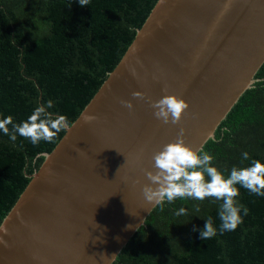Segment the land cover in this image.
I'll return each mask as SVG.
<instances>
[{"label":"water","instance_id":"95a60500","mask_svg":"<svg viewBox=\"0 0 264 264\" xmlns=\"http://www.w3.org/2000/svg\"><path fill=\"white\" fill-rule=\"evenodd\" d=\"M263 63L264 0H157L2 220L0 264H113L156 207L153 155L181 128L193 150L214 139ZM164 95L189 106L178 125L153 115Z\"/></svg>","mask_w":264,"mask_h":264},{"label":"trees","instance_id":"16d2710c","mask_svg":"<svg viewBox=\"0 0 264 264\" xmlns=\"http://www.w3.org/2000/svg\"><path fill=\"white\" fill-rule=\"evenodd\" d=\"M157 0H0V120L26 121L33 110L77 119L118 64ZM203 151L225 178L231 169L264 163V63ZM259 81V83H256ZM11 132L12 126L8 125ZM227 130V131H225ZM33 145L0 131V224L64 135ZM247 152L248 160L242 154ZM207 179V177H206ZM240 215L235 231L220 232L222 201L176 198L156 205L113 264H264V196L236 186ZM180 208L185 215L177 216ZM211 217L216 235L200 239ZM195 229V231H194Z\"/></svg>","mask_w":264,"mask_h":264},{"label":"clouds","instance_id":"9594fccd","mask_svg":"<svg viewBox=\"0 0 264 264\" xmlns=\"http://www.w3.org/2000/svg\"><path fill=\"white\" fill-rule=\"evenodd\" d=\"M80 7H86L89 0H78ZM133 75L135 72L133 70ZM259 83V81H256ZM133 98L143 99V94L133 92ZM121 104L131 110L133 105L128 101ZM53 107V101L48 100L46 105L37 106L26 121L14 124L13 118L8 116L0 120V131L9 136L13 142L20 137L29 139L35 146L41 141L51 143L61 130L69 128L67 117L59 115L53 117L46 109ZM153 115L164 124L178 125L183 113L188 109V104L173 95H164L158 101L151 103ZM83 119L89 122L95 117L85 115ZM8 125L12 126L11 132ZM227 131V130H225ZM184 129L181 128L174 142L167 143L153 155L155 171L145 173L150 182L141 189L144 200L150 205H163L164 201H174L176 198H194L203 201L205 198H214L222 201L218 216L221 221L220 232L235 231L242 223L240 215H248V209L238 205L235 198L239 195L240 187L256 196H264V163L251 160V166L231 169L230 175L225 178L216 167L210 166L213 157L203 149L193 150L186 146ZM41 155H46L42 153ZM244 160L249 159L247 152L242 154ZM207 177V179H206ZM186 210L180 208L177 216L185 215ZM0 231H6L0 226ZM195 231V229H194ZM213 221L209 217L200 231V239L208 240L216 235Z\"/></svg>","mask_w":264,"mask_h":264}]
</instances>
